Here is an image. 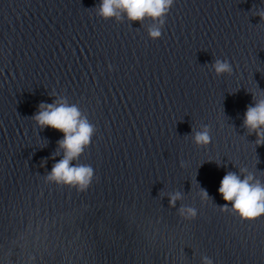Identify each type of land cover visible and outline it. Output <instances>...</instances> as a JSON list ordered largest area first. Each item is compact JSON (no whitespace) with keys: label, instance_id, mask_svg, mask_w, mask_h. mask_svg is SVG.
<instances>
[{"label":"water","instance_id":"obj_1","mask_svg":"<svg viewBox=\"0 0 264 264\" xmlns=\"http://www.w3.org/2000/svg\"><path fill=\"white\" fill-rule=\"evenodd\" d=\"M98 4L0 0V264H264V214L217 193L227 172L264 184L243 125L264 98V0H173L163 24ZM53 101L94 126L71 162L92 169L84 190L48 179L62 133L33 117Z\"/></svg>","mask_w":264,"mask_h":264},{"label":"clouds","instance_id":"obj_2","mask_svg":"<svg viewBox=\"0 0 264 264\" xmlns=\"http://www.w3.org/2000/svg\"><path fill=\"white\" fill-rule=\"evenodd\" d=\"M172 3L173 0H99L95 11L102 19L113 17L120 19L123 14L129 21L148 18L159 20V23L163 24L162 17L167 13ZM148 34L151 38L158 37L160 35L159 28H151ZM212 70L215 74L220 75L230 72L231 66L227 60L217 59L212 64ZM33 118L38 125L50 127L62 133L58 144L63 150V156L53 164L48 179L75 186L77 190H84L90 182L92 169L88 165L71 162L90 143L94 126L81 115L75 105H68L63 101L42 102ZM243 125L249 132H255L257 145L264 143V98L258 99L253 105L246 107ZM192 140L197 145L209 143L211 137L207 126L194 132ZM217 193L225 201L222 207L227 208L230 202L231 210L241 219L252 220L264 214V184L254 181L251 174L241 178L233 172H227L220 179ZM201 194L205 198L207 197L206 191L202 190ZM177 196H173L170 203ZM187 213L189 216H194L195 210L187 209ZM205 264H210L207 258H205Z\"/></svg>","mask_w":264,"mask_h":264}]
</instances>
